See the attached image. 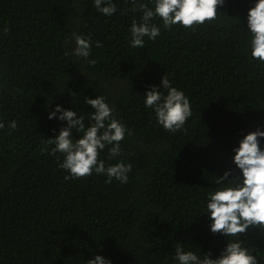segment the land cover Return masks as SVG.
I'll return each instance as SVG.
<instances>
[{
	"label": "trees",
	"instance_id": "trees-1",
	"mask_svg": "<svg viewBox=\"0 0 264 264\" xmlns=\"http://www.w3.org/2000/svg\"><path fill=\"white\" fill-rule=\"evenodd\" d=\"M113 2L116 14L104 16L94 0H0V264H87L98 255L111 264H178L177 243L215 259L229 242L203 212L216 178H242L233 149L264 131V65L251 58L247 27L256 0H225L217 20L192 29L165 30L156 17L161 35L145 37L144 48L130 46L129 32L142 12L133 0ZM74 33L91 37L95 64L72 54ZM164 75L192 107L175 133L144 105L151 86L167 94ZM97 96L128 129L121 155L110 158L107 145L99 156L105 167L131 164L125 184L95 172L66 179L64 154H50L46 140L67 121L49 113L62 105L87 128L94 110L85 98ZM82 136L73 130V140ZM240 239L264 264V232Z\"/></svg>",
	"mask_w": 264,
	"mask_h": 264
},
{
	"label": "clouds",
	"instance_id": "clouds-1",
	"mask_svg": "<svg viewBox=\"0 0 264 264\" xmlns=\"http://www.w3.org/2000/svg\"><path fill=\"white\" fill-rule=\"evenodd\" d=\"M224 2L225 0H154V7L150 8L147 3H136L133 0V10L141 11L142 17L139 22L134 19L131 24L130 46L144 48L145 37L155 41L161 35V27L152 23L156 17L162 20L165 30H171L174 25L192 29L217 20L218 9ZM94 7L104 16H114L117 12V5L113 0H94ZM247 27L250 33L251 58L264 65V0H256L255 5L249 9ZM4 31L7 33L8 29ZM73 36L76 47L72 54L88 60L93 48L91 37L75 33ZM95 47L102 45L97 41ZM88 62L96 63L95 60ZM161 84L163 89H167V94L158 91L157 86H151L144 97V105L154 110L157 123L166 131L179 132L192 116L190 100L182 90L172 86L166 75ZM85 103L94 110L89 113L92 123L87 128L83 115L77 118L76 112L66 110L62 105H57L49 113V119L67 121V127L61 128L55 139L46 140L49 145H55L50 154H64V160L59 166L69 173L66 179L84 178L95 172L105 174L108 177L107 183H112L113 179L122 184L127 183L131 164L121 160L105 167V162L99 159L100 152L107 145H112L109 149L110 158L121 155L120 142L128 133L126 125L115 118V108L106 102L105 97L85 98ZM58 112L60 115L57 117ZM4 127L5 124L0 122V129ZM8 127L15 130L17 122L13 120ZM74 129L83 133V136L73 140ZM259 138H264V131L257 128L244 136L239 147L233 149V160L242 173V178L228 180L231 172L226 171L222 177L216 178V190L208 194L206 211L203 213L210 216V230L213 234L229 238L226 247L213 259L210 252L203 254L201 258L193 251H184L183 244L177 243L174 258L178 264H260L257 254L253 255L249 247L245 246L246 242L240 239L241 235L252 228L264 232V150L260 147ZM225 180L228 182L225 183ZM87 264H111V261L98 255L95 259L88 260Z\"/></svg>",
	"mask_w": 264,
	"mask_h": 264
}]
</instances>
